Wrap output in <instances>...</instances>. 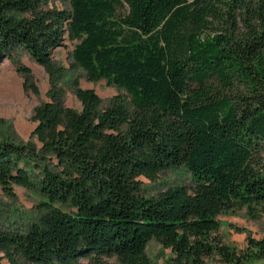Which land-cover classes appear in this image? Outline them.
<instances>
[{"label":"trees","instance_id":"trees-1","mask_svg":"<svg viewBox=\"0 0 264 264\" xmlns=\"http://www.w3.org/2000/svg\"><path fill=\"white\" fill-rule=\"evenodd\" d=\"M67 37L73 65L128 100L78 86L82 109L65 105L53 52ZM18 49L46 69L49 100L27 142L0 123V186L45 199L26 231L0 229V264H153L152 239L169 264L264 260V239L237 250L218 219L264 205V0H0V53ZM182 166L192 188L143 194L140 177Z\"/></svg>","mask_w":264,"mask_h":264},{"label":"rangeland","instance_id":"rangeland-1","mask_svg":"<svg viewBox=\"0 0 264 264\" xmlns=\"http://www.w3.org/2000/svg\"><path fill=\"white\" fill-rule=\"evenodd\" d=\"M229 1V0H226ZM223 7V4H219ZM58 8L63 7L60 2ZM213 27L208 33L215 34L219 23L212 21ZM214 31V32H213ZM77 41L68 37L63 45L53 52L58 68H62L60 86L63 89V100L67 107L82 109V103L76 95V88L94 89L105 104L115 96L126 98V91L116 85H110L102 79L90 81L86 72L73 65L71 52ZM46 69L34 61L26 52L18 49L11 56L0 53V123L9 125L8 128L21 142L31 139L32 131L37 122L34 121V109L37 105L49 100L50 79ZM128 100V98H126ZM264 162V160H263ZM143 194L147 197L157 196L175 186L192 188L194 182L191 172L184 166L162 172L156 181L140 177ZM14 195H9L0 186V229L26 231L28 225L40 216L38 204L45 199L38 188L28 189L15 186ZM221 222L220 234L223 242L237 250H244L248 246V237L264 239V205H258L251 212L247 206L235 207L219 215ZM147 253L153 264H169L172 256L170 249H165L156 239H152L147 246ZM116 257L104 258L98 264H116ZM77 264H93L88 259H81ZM205 264H229L213 257L206 259ZM251 264H264V260Z\"/></svg>","mask_w":264,"mask_h":264}]
</instances>
